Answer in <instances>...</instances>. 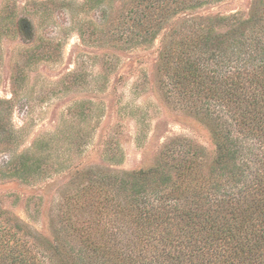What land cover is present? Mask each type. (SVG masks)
Wrapping results in <instances>:
<instances>
[{
  "label": "rangeland",
  "instance_id": "obj_1",
  "mask_svg": "<svg viewBox=\"0 0 264 264\" xmlns=\"http://www.w3.org/2000/svg\"><path fill=\"white\" fill-rule=\"evenodd\" d=\"M153 1L0 0V226L39 257L37 237L67 233L62 212L87 226L86 199L65 203L87 171L150 167L177 137L214 155L208 125L167 96L160 50L189 18L248 16L253 0L166 20Z\"/></svg>",
  "mask_w": 264,
  "mask_h": 264
},
{
  "label": "trees",
  "instance_id": "obj_2",
  "mask_svg": "<svg viewBox=\"0 0 264 264\" xmlns=\"http://www.w3.org/2000/svg\"><path fill=\"white\" fill-rule=\"evenodd\" d=\"M215 1L153 2L166 20ZM184 23L161 47V70L167 96L208 125L213 157L177 137L150 167L87 171L65 201L86 199L87 226L62 212L67 233L37 237L41 258L0 226V264H264V0L248 16Z\"/></svg>",
  "mask_w": 264,
  "mask_h": 264
}]
</instances>
